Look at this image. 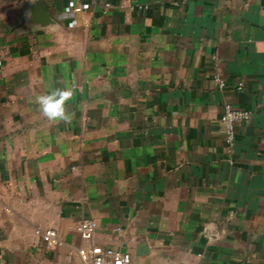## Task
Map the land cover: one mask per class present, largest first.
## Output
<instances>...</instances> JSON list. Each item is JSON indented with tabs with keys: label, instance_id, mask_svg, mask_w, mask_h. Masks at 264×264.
I'll return each mask as SVG.
<instances>
[{
	"label": "crops",
	"instance_id": "0c3cea01",
	"mask_svg": "<svg viewBox=\"0 0 264 264\" xmlns=\"http://www.w3.org/2000/svg\"><path fill=\"white\" fill-rule=\"evenodd\" d=\"M35 1L0 0V264H264V0ZM64 87L67 125L34 102Z\"/></svg>",
	"mask_w": 264,
	"mask_h": 264
},
{
	"label": "built area",
	"instance_id": "2783aa9c",
	"mask_svg": "<svg viewBox=\"0 0 264 264\" xmlns=\"http://www.w3.org/2000/svg\"><path fill=\"white\" fill-rule=\"evenodd\" d=\"M78 7L77 11L86 9ZM216 61V56H213ZM214 80L218 89L225 86V81L218 75L214 76ZM238 88L243 87V83H238ZM250 118V111L244 108H239L230 102H225L223 105V113L221 115V122L224 126L225 140L231 144L236 137V125L242 121ZM97 227V224L92 219H82L74 222L68 226L71 231L78 233L84 239H90ZM35 236L41 238L45 246L49 249L58 246L61 241L58 237L57 231L54 228H40L33 229ZM75 255L83 264H130L131 255L127 251H122L112 247H103L100 245H93L91 247H77L75 248Z\"/></svg>",
	"mask_w": 264,
	"mask_h": 264
},
{
	"label": "clouds",
	"instance_id": "9594fccd",
	"mask_svg": "<svg viewBox=\"0 0 264 264\" xmlns=\"http://www.w3.org/2000/svg\"><path fill=\"white\" fill-rule=\"evenodd\" d=\"M75 95L76 90L73 87L54 88L45 94L35 96L34 102L45 119L54 123L63 122L67 125L71 124L73 116L66 106Z\"/></svg>",
	"mask_w": 264,
	"mask_h": 264
},
{
	"label": "water",
	"instance_id": "95a60500",
	"mask_svg": "<svg viewBox=\"0 0 264 264\" xmlns=\"http://www.w3.org/2000/svg\"><path fill=\"white\" fill-rule=\"evenodd\" d=\"M33 9H34L35 13L42 12L43 16L40 14V16H39L40 20H38L39 23H43V21L48 18L47 14H46L47 12L39 0L35 1Z\"/></svg>",
	"mask_w": 264,
	"mask_h": 264
}]
</instances>
